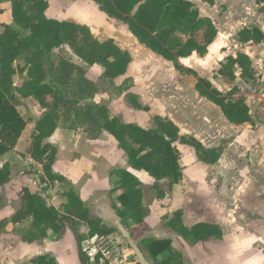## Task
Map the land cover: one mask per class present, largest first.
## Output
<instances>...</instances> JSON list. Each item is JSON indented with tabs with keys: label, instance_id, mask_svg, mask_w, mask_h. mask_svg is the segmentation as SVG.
<instances>
[{
	"label": "trees",
	"instance_id": "obj_1",
	"mask_svg": "<svg viewBox=\"0 0 264 264\" xmlns=\"http://www.w3.org/2000/svg\"><path fill=\"white\" fill-rule=\"evenodd\" d=\"M92 1L108 17L125 24L138 43L171 62L179 73L193 77L198 95L217 106L230 123L242 125L253 122L244 99L235 96V86L223 93L208 78L198 76L194 69L179 63V59L193 54L205 56L217 37L214 22L207 16H201L192 0ZM201 1L215 5V0ZM10 2L12 19L19 29L2 24L0 31V159L15 148L27 125L18 111L20 98L33 97L44 112L35 121L30 134L29 155L41 165L39 177L44 184L43 190L63 180V176L53 171L57 148L46 142L62 120L74 126L84 124L90 139H96L103 131L108 132L124 151L129 166L144 170L155 179L153 188L159 199L164 198L166 192L182 179L176 142L192 147L197 159L205 164H215L219 160L224 144L205 147L195 137L181 135L179 128L167 118L154 116L155 126L145 129L111 116L107 106L93 100L96 87L83 67L65 56L54 55V50L66 46L86 65L100 66L101 77L113 83L126 73L131 56L112 39L100 41L85 25L47 17L46 0ZM258 12L264 19V0H261ZM235 40L241 45L261 44L264 43V33L256 25L243 26L235 33ZM19 60H22V65ZM237 71L245 81L255 79L251 59L243 51L226 57L218 69L219 78L223 84L231 86L237 78ZM17 75L21 76L20 85L16 84ZM117 88L126 90L128 86L122 83ZM126 96L133 108L148 110V106H143L134 94L127 93ZM114 173L118 176L117 186L122 192L117 198L120 207H113L120 222L136 241L147 216L142 184L127 170L120 169ZM10 178V162L0 161V187ZM162 180L166 182L160 183ZM62 194L66 200L59 209L49 204L40 193L24 186L20 192L19 208L9 218L0 221V233L7 223L18 224L26 219L31 220L22 236L26 243L43 240L49 232L59 240L70 229L80 264H99L98 259L95 263L89 261L82 251V243L94 236L107 238L118 229L91 216L84 201L73 190H64ZM1 206L3 200L0 197ZM166 226L191 243L222 237L216 225L200 222L185 226L181 210L172 213ZM137 245L153 264H183L182 254L172 249L170 239L142 238ZM161 255L164 256L159 258ZM130 258L135 260L133 254ZM29 263L59 264L50 253L36 255Z\"/></svg>",
	"mask_w": 264,
	"mask_h": 264
},
{
	"label": "rangeland",
	"instance_id": "obj_2",
	"mask_svg": "<svg viewBox=\"0 0 264 264\" xmlns=\"http://www.w3.org/2000/svg\"><path fill=\"white\" fill-rule=\"evenodd\" d=\"M46 1L48 3L47 17L85 25L100 41L112 39L121 49L130 54L131 62L126 73L116 78L113 83H109L101 77L102 68L100 66L86 65L66 46L54 50L55 56H65L83 67L87 77L93 81L96 87L93 100L111 108V112L118 113L123 121L133 122L141 117L146 120L145 124L148 125L154 116L151 111L146 114L141 112L138 115L133 113L131 110L133 107L126 96L127 93L134 94L143 106L157 108L156 105L159 102L164 105L170 103L176 83L185 82L187 84L189 80L193 79L185 74H180L181 77L173 76L175 71L172 63H168L169 61L138 43L129 34L126 25L108 17L94 1ZM192 1L202 16L212 18L218 36L213 49L209 53L207 52L208 54L203 57L194 55L186 61L179 62H182L185 67L194 69L198 76L208 78L225 93L235 85L223 84L219 78L218 69L226 57L245 48L242 45L234 46L232 40L239 29L256 21L261 0H256L257 7L252 3V0H242L241 3H238L239 0H218L220 3L225 2L229 8L219 4L216 7L209 6L201 0ZM10 8V0H1L0 31L2 24L19 29L12 19ZM237 18L238 20H235ZM259 52L261 54H258ZM258 53L254 55V62L257 64V72H259L257 77L261 79L262 75L264 76V44L258 47ZM18 63L23 64L22 60H19ZM15 80H17L16 84L20 85L21 76H15ZM122 83L126 84L128 89H118L117 86ZM259 83L262 84V82ZM141 93L142 101L139 99ZM235 96L238 94L236 93ZM160 98H163V101ZM20 102L18 111L27 121V125L18 139L15 149L7 152L0 159L1 163L5 161L11 163L10 181L0 187V197L3 200V206L0 207V221L9 218L19 208L20 192L24 186L40 193L49 204L61 209L62 201L65 200L62 191L76 189L74 179L76 181L79 177L78 174L91 178L94 173L97 178L102 180L99 189L94 192L96 195L92 193L86 197V201H88L86 203L91 208L96 203L111 204L113 198L108 186H110L109 175L113 172L110 174L109 172L115 167L109 160L116 159L117 164L125 162V156L120 153L116 141L114 142L108 133H102L96 140L91 141L84 130V124L74 126L72 123L60 121L56 131L47 138L46 142L57 148L58 161H55L54 164L55 171L65 174V164L70 163L69 176L63 177L62 181L55 182L47 190H43L44 184L39 177L42 173L41 165L31 160L29 144L35 121L40 118L44 109L33 97L20 98ZM214 107L217 108V106ZM212 113L214 115V112ZM253 122L250 127H241V129H237V125L229 123L230 130H226L227 133L224 135L227 139L224 140L230 143L226 144L221 161L211 168L199 166L192 170L193 168L187 160V158H193L192 150L177 144L180 159L182 158L180 163H183L184 175L177 187L179 192L174 195L169 194L160 200L156 190L151 187L154 179L149 175V177L140 175V178L144 180V204L148 211L146 218H149V224L152 227V232L149 235L158 233L164 227L167 214L174 208L183 206L186 216H191L194 209L206 206L214 208V212L219 213V208L216 206L219 201H223L227 211L225 221L227 223L225 225L227 241L225 245L222 244V250L226 249L227 251L228 264H264V135L259 130L264 124ZM234 129L237 130L234 131ZM262 130L264 132V129ZM193 171H197L196 179L191 178ZM199 185L206 190V193L199 189L196 190V193L191 192L190 186ZM30 221V219H26L18 224L7 223L5 225V230L0 233V264H30L29 261L33 257L46 252L54 253L59 261H63V237L57 240L55 235L49 232L43 240L29 244L23 241V233L29 227ZM143 230L142 227L140 233ZM145 234L148 232L146 231L143 235ZM108 242L114 244L121 251L122 256L127 258V261L136 262V259L130 258L133 253L129 248V240L124 239L119 231H117V237L113 240L109 239ZM65 245L70 248L67 264H75L71 240L66 239ZM218 245H214L217 246L216 251L219 249ZM147 258L151 262L148 256ZM218 262L219 258L214 255L206 260V264H218ZM118 263V257L110 260V264ZM151 264L153 263L151 262Z\"/></svg>",
	"mask_w": 264,
	"mask_h": 264
},
{
	"label": "crops",
	"instance_id": "obj_3",
	"mask_svg": "<svg viewBox=\"0 0 264 264\" xmlns=\"http://www.w3.org/2000/svg\"><path fill=\"white\" fill-rule=\"evenodd\" d=\"M241 2H242V0H239L238 3H241ZM252 3H254L255 7H257L256 0H252ZM218 4L219 5H224L225 7L229 8V6H227V4L225 2L220 3V2H218V0H215V5H213V7L218 6ZM231 6H233V5H231ZM254 11H256V9H254ZM10 12H11V9H10ZM257 13L259 15L256 14V21H254V22L252 21L248 25L246 24L245 26L256 25L264 33V19H263V15L261 13H259V12H257ZM200 15H201V13H200ZM235 20H238V18L235 19ZM129 34L131 35L130 32H129ZM217 36H218V33H217ZM215 41H216V39L209 46L208 53L210 52L211 49H213V47L215 45ZM232 43H233L234 46H241V44H239L235 40V38H233ZM260 45H262V43L261 44H250V43H247V44L242 45L245 48H242V49L238 50V51L245 52L249 56V58L251 59L252 67H253V69L255 71V75H258L259 72H257L258 71L257 70L258 68H256L257 64H255V62H254V60H255L254 55L258 53V47ZM258 54H261V53L259 52ZM194 55H196V54H193V55H191L190 57H187V58H181L178 61H186L187 59H190ZM168 63H171V62H168ZM179 63L181 65H183L182 62H179ZM127 70H128V68H127ZM174 71H175V73L172 74L173 76L181 77V75H180L181 73H179L175 68H174ZM236 74L239 75V72L237 71ZM194 81L195 80L193 78L192 80H189V82H187V84L185 82L176 83L175 84V89H174V95L171 96V101L168 100L170 103L167 104V105H164L163 103L159 102V104L156 105L157 108H148V110H138V109H135V108H131L133 113H135L136 115L141 114V112L146 114L149 111H151V112L154 113V116H161L163 118H167V119L171 120L179 128V133L181 135L193 136L198 141H200L205 147H216V146H218L220 144H224V150H223V152L221 154V157L219 158V160L215 164H205V163L199 161L197 159L195 151H194V149L192 147L181 144L182 146L189 147V149L192 150V154H194L193 158H187L188 162L191 164V167L193 168L192 170H194V167H199V166L200 167L205 166V167H210V168L216 166L217 163L219 161H221L222 157L224 156L225 148L227 146L226 144L230 143V142H227V141L224 140V139H227V138H225L226 135H224V134L227 133V131H226L227 129L230 130V128H229V123L230 122L223 116V114L221 113V111H220V109L218 107L215 108L214 107L215 105L213 103H211L210 101H208L205 98H203V97L198 95V93L196 92V90L194 88ZM187 86H189V87H187ZM184 89H186L187 92H185L186 90H184ZM139 99L141 101L143 100L142 93L140 94V98ZM160 99H162L161 101H163V98H160ZM109 111H110V115L111 116L119 118L124 123L137 124L140 127L145 128V129L153 128L155 126V122L153 120L154 116H152V120L149 122V124L146 125L145 124L146 120L141 119V117H139L138 120L133 121V122H125V121H123V119H121L119 117L118 113L116 114V113L111 112V108H109ZM212 112H214V115H213ZM249 112H250L251 117H252V108L249 109ZM215 114H216V116H215ZM252 120L255 121L253 119V117H252ZM253 123L254 122H252L251 124L245 123V124H242V125H237L238 126L237 129H241V127L244 128L246 126L250 127L251 125H253ZM237 129H234V131H236ZM262 129H264V125H262V127L259 129L260 131H262L261 134L264 135V132H263ZM260 131L258 133H260ZM102 133H106L107 134L108 132L103 131V132H101V134ZM111 138L114 140V142L116 141L112 136H111ZM96 139H91V141L96 140ZM234 140L236 141V139H234ZM115 143L118 145L117 141ZM252 143H255V142H252ZM177 144H180V143L176 142L174 144L175 147H176ZM263 145H264V136H263ZM118 148H119V146H118ZM119 150H120V153H123V155L125 156L124 164H117L116 159H110L109 160L110 163L115 167L114 169H112L109 172V174L113 172L112 174L109 175L110 186H108L109 192L111 193V196L113 198V202L111 204H108L107 202H105V203H96L91 208L86 203V202H88V201H86V197L88 195L92 194V193L95 194L94 192H96L97 189H99V185H101V182H102V180L97 178L96 175L93 172H91V173H93L92 174L93 176L91 178H89L87 176L85 177V176H82V175L78 174L79 177H77L76 181L74 179V185H75L76 189L73 190L84 201V203L86 204V206L89 209V212H90L91 216L98 217L107 226L116 227V228H117V223L120 222V218L117 216L116 211H115L113 206L116 205L117 207H120V203H119L117 198H118V195L122 192V190L118 189V186H117L118 185V182H117L118 176L115 175L114 172L117 171V170H120V169H124V170H127V171L131 172L133 175H135L137 177V179L142 184V188H143V192H144L143 203H144V197H145V189H144V185H143L144 180L142 178H140V175H142V176H144V175L148 176L149 175L144 170H135L132 167H130L128 162H127V156L125 155L124 151L121 150L120 148H119ZM57 154H56V159H55L56 162L58 161ZM180 161H182V158L179 159V163H180ZM197 161L201 162L202 164H199ZM54 164H55V162H54ZM54 164H53V171L56 174H59V173H57V171H55ZM65 165H66L64 167V173L65 174H63L62 172H60L61 174H59V175H61L63 177L69 176L68 171H69V168H70V163L65 164ZM182 165H183V163L182 164L180 163L181 172H182V178H183L184 172H183V169H182ZM150 177H152V176H150ZM196 177H197V171H193L192 174H191V178L192 179H196ZM181 181H182V179H181ZM165 182H166L165 180L160 181V183H162V184L165 183ZM154 183H155V179H154L153 184ZM179 183L175 184L171 191H167L165 197L167 195H169V194L174 195L177 192H179V190H177L178 189L177 187L179 186L178 185ZM153 184L151 185V187H153ZM190 187L192 188L191 192L196 193L197 192L196 190L199 189L202 192L206 193V190L201 185L193 186V187L190 186ZM207 189H211V188L208 187ZM207 192L211 193L210 191H207ZM62 196H63V194H62ZM63 198L65 199L64 196H63ZM164 198H161L160 200H162ZM65 200L62 201V204L65 202ZM223 204H224L223 201H219L217 203L218 206H216V208L217 207L219 208V213L218 212L215 213L214 212V210H215L214 208H211V207L208 208L206 206V207H203V208L194 209L193 214L191 216L190 215L186 216L183 206H180L179 208H174V209L170 210L169 214H167L168 217L164 221V224H163L164 227L161 228V230H159L158 233L151 234V235H149V233L152 232V227L150 226L149 220H148L149 218H145L144 219V227H143L144 230L142 231V233L140 235V238L137 239L134 242H136V244L137 243L139 244V241L142 238L170 239L171 240L172 249L174 251L177 250V251H179L182 254V262H183V264H206V260H208V258L212 257V255L217 256L219 258L218 264H228L227 251H226V249L224 251L222 250V247H223L222 244L224 243V245H225L226 241H227L226 227H225V225L227 224L225 222L226 219H227V211H226V207H224ZM144 206L146 207L145 204H144ZM146 209H147V207H146ZM176 210H181L182 211V221H183V224L185 226L190 227V226H192V225H194L196 223H200V222L216 225L221 230L222 237L220 239L210 238V239H207V240H204V241H199L197 243H191L189 241L184 240L180 235H178L177 233H175L174 231H172L171 229H169L166 226L167 219H169L171 217L172 213L174 211H176ZM133 226H135V225H133ZM146 231L148 232V234L143 235ZM116 237H117V232H114L111 235H109L106 239L107 240H109V239L113 240ZM66 239H70L71 240L72 254L74 256L73 258H74L75 264H80L79 259H78L76 241H75L74 235H73V233H72V231L70 229H67L65 231L64 235H63V261L62 262L59 261V259H57V257H56L57 255H55L54 253H51V252H46V253H50L51 255H53L59 264H67L68 263L69 253H70V248H69L68 245H65V240ZM89 239L90 238L86 239L85 241H87ZM27 244H29V243H27ZM217 244H219L218 245L219 246L218 251H216V247L217 246H214V245H217ZM41 254H44V253H41ZM144 254L146 255V257L148 256L145 251H144ZM130 262L132 264H137V261L136 262L135 261H130Z\"/></svg>",
	"mask_w": 264,
	"mask_h": 264
},
{
	"label": "built area",
	"instance_id": "obj_4",
	"mask_svg": "<svg viewBox=\"0 0 264 264\" xmlns=\"http://www.w3.org/2000/svg\"><path fill=\"white\" fill-rule=\"evenodd\" d=\"M257 76L255 75L254 80L245 81L237 75L234 85L237 88L238 97L244 99L249 109L252 108L253 119L264 124V76L262 75L261 79ZM108 241L106 238L94 236L84 242L82 251L88 256L91 263H95L98 259L99 264H105L106 260L110 264V260L118 257V264H132L122 256L121 251L114 244H110Z\"/></svg>",
	"mask_w": 264,
	"mask_h": 264
},
{
	"label": "water",
	"instance_id": "obj_5",
	"mask_svg": "<svg viewBox=\"0 0 264 264\" xmlns=\"http://www.w3.org/2000/svg\"><path fill=\"white\" fill-rule=\"evenodd\" d=\"M117 229L123 236V238L129 240V246L132 250V253L137 261V264H151L144 252L139 248V246L131 238L130 232L124 227L121 222L117 223Z\"/></svg>",
	"mask_w": 264,
	"mask_h": 264
}]
</instances>
